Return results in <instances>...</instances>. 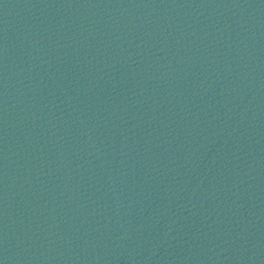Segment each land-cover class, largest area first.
Returning <instances> with one entry per match:
<instances>
[{
  "label": "water",
  "instance_id": "water-1",
  "mask_svg": "<svg viewBox=\"0 0 264 264\" xmlns=\"http://www.w3.org/2000/svg\"><path fill=\"white\" fill-rule=\"evenodd\" d=\"M0 264H264V0H0Z\"/></svg>",
  "mask_w": 264,
  "mask_h": 264
}]
</instances>
